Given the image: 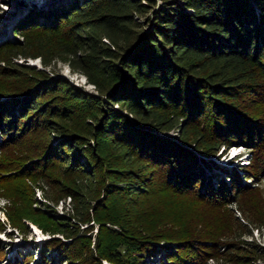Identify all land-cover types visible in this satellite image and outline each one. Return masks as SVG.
<instances>
[{
    "label": "trees",
    "instance_id": "1",
    "mask_svg": "<svg viewBox=\"0 0 264 264\" xmlns=\"http://www.w3.org/2000/svg\"><path fill=\"white\" fill-rule=\"evenodd\" d=\"M14 32L28 40L35 33L63 37L70 64L88 76L99 95L70 90L64 81L45 83L49 77L20 89L0 80V185L48 177L53 167L73 162L70 172L94 174L87 168L95 167V157L75 139L51 141L43 155L29 146L30 154L23 151L34 134L55 132L51 116L68 117L76 110L62 97L69 93L106 111L100 133L147 166L135 172L105 166L113 174L102 176L96 200L73 190L71 212L43 209L56 226L53 232L65 239L45 241L36 264H52L55 256L65 264H147L160 251L167 255L161 264H208L221 257L224 264H251L264 254L262 246L240 236L238 242L182 229L140 234L118 216L127 198L161 189L213 209L228 208L259 189L264 114L247 102L264 104V82L255 79L264 77V0H68L46 10L33 5ZM8 48L14 57L29 56L24 45H0ZM15 72L0 68L2 77ZM55 92L59 95L53 98L63 102L42 99ZM176 126L180 142L154 133ZM232 145L249 148V163L239 166L245 180L235 169L232 174L224 169L229 183L218 174L212 179L205 169L217 164L207 158ZM96 162L102 166V160ZM123 173H129L127 179ZM93 224L98 225L95 235ZM6 227L0 220V232ZM7 252L0 244V264ZM19 252L23 257L14 255L7 264H30L33 255Z\"/></svg>",
    "mask_w": 264,
    "mask_h": 264
},
{
    "label": "rangeland",
    "instance_id": "2",
    "mask_svg": "<svg viewBox=\"0 0 264 264\" xmlns=\"http://www.w3.org/2000/svg\"><path fill=\"white\" fill-rule=\"evenodd\" d=\"M67 2L68 0H0V45L6 41L12 42L14 47L24 45V51L29 55L28 57L24 55L14 57L8 53L10 48L0 50V68L9 67L18 72H15L17 73L15 76H0V80L11 83L20 89L26 85L35 84L38 80L41 81L42 77H49L45 83L64 81L70 90L99 95L96 86L90 82L88 76L70 64L69 56L63 52V37L56 34L35 33L28 40L23 34L14 32L16 24L25 15L33 13V5L46 10L48 6L66 4ZM53 3L54 5H52ZM45 19L44 16L39 18L40 21H45ZM3 59L6 61L3 62ZM47 62L48 64H46ZM23 66H29L31 70L29 71ZM255 79L264 82V77L257 74ZM62 93L64 94V92ZM53 95L59 94L55 92L42 99H52ZM62 97L65 101L72 103V108L76 110L74 112L72 110V114L69 112L71 115L68 117L63 114V116H51L56 127L55 132L43 130L38 135L34 134L27 146L25 145V148L21 149L26 154H30L28 146L33 147V150L43 155L51 141L56 143L63 138L75 139L83 146V152L89 153V157H95V160H92L95 167L87 168V170H95V172L91 176L84 172L80 175L74 174L70 172L73 162L53 167L49 171L48 177L39 176L19 182H8L4 186L0 185V220L7 223V232H0V244L1 247L8 250L6 259L1 261V264H7V260L10 258L13 260L14 255L20 253V249L23 253L33 255L30 264H36L35 261L38 259L40 250L42 252L45 241L58 237L65 239L61 233L53 232L56 226L43 209L49 208L50 211L58 214L71 212L75 200L69 194L73 190L86 193L88 197L96 200L98 196L102 195V176L106 172L108 173L105 166H116L134 172L139 168L142 170L147 167H142L144 162L141 157L127 153L122 144L105 139L100 133V119L108 115L106 111L103 112L95 106L94 102L87 99L77 102L74 94L69 93L67 96L64 94ZM21 98L22 96L19 99ZM53 99L58 103L64 101L60 96ZM247 104L250 105V108L264 114V104H252L251 101H248ZM179 131V126H176L171 130H158L154 133L180 142ZM238 153L242 154L239 160L237 159L239 155L233 157ZM11 154L12 152L9 156ZM250 158L249 148L245 146L232 145L227 149L222 147L215 155L207 158L209 162L216 163L217 167L211 165L210 169L206 168L205 171L213 176L212 179L215 180V175L218 174V177H224L229 183L228 175L235 172V169L245 180L239 166L248 164ZM96 160H102V166ZM112 174L113 172L109 171L108 175ZM128 176L129 173H123L121 178L127 179ZM252 179L249 178L247 181L254 185ZM78 182L84 186H79ZM255 185H258V190L243 196L237 204L222 209H213L192 197L162 189L157 193H141L127 198L126 205L121 211L115 206L117 202L113 203L115 212L120 211V214H117L120 216L119 218L126 223L127 227L133 228L140 234L148 235L157 231L165 234L182 229L190 233L215 236L220 239L236 238L238 242L240 236L259 244L264 249V174ZM115 200L117 199L115 198ZM86 225L87 223L83 224L82 228ZM93 225V234L95 235L98 225ZM66 240L72 243V239ZM165 244H170V242L165 241ZM52 254L55 255V251ZM22 257L20 255V258ZM56 258L55 256L54 264L66 263L65 261L59 262ZM166 259V252L160 251L155 257L150 258L147 264H161V261L164 262ZM223 259L222 257L219 260L211 259L208 264H224ZM67 264L78 263L68 262ZM251 264H264V254L257 256Z\"/></svg>",
    "mask_w": 264,
    "mask_h": 264
}]
</instances>
